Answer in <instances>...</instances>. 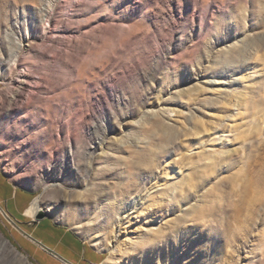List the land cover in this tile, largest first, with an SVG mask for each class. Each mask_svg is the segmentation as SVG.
<instances>
[{
    "label": "rangeland",
    "instance_id": "1",
    "mask_svg": "<svg viewBox=\"0 0 264 264\" xmlns=\"http://www.w3.org/2000/svg\"><path fill=\"white\" fill-rule=\"evenodd\" d=\"M0 233L30 264H264V0H0Z\"/></svg>",
    "mask_w": 264,
    "mask_h": 264
},
{
    "label": "bare ground",
    "instance_id": "2",
    "mask_svg": "<svg viewBox=\"0 0 264 264\" xmlns=\"http://www.w3.org/2000/svg\"><path fill=\"white\" fill-rule=\"evenodd\" d=\"M15 40H17V42H19V45L22 43V39H20V38L15 39ZM11 45L15 49L14 56L17 57L19 52H20V48H18V46L16 47V45L14 44V40H12ZM105 48H107V45L105 43H103L102 48L95 53V56L99 57L101 55V51ZM86 66H87V64L85 62L79 68L76 69V73H77L78 78H81V76L83 75V72L85 71ZM79 80H81V79H79ZM70 86H72V85H70ZM72 88H73V86H72ZM64 97H65V95H64ZM29 105L30 104H27V106L24 107V109H23L24 112L27 111V109L29 108ZM49 133H50V131H49ZM38 211H40L39 198H35L32 201V203L30 204V206L26 209L25 214L28 217H33ZM38 214H39V212L36 215H38ZM12 234H13V232H12ZM109 250H110L111 256H114V255L117 256V252H118L119 253L118 256H120V258H118L119 260H122L123 256H125L124 247L120 242L116 241L114 243V245L112 244L110 246ZM5 257H7L8 260H5ZM2 262H5V264H18V263L30 264L27 257H25L24 255L19 253L0 233V264ZM118 263H119V261L117 262V264Z\"/></svg>",
    "mask_w": 264,
    "mask_h": 264
},
{
    "label": "crops",
    "instance_id": "3",
    "mask_svg": "<svg viewBox=\"0 0 264 264\" xmlns=\"http://www.w3.org/2000/svg\"><path fill=\"white\" fill-rule=\"evenodd\" d=\"M33 201V200H32ZM31 201V202H32ZM30 202V203H31ZM29 203V204H30ZM29 204H28V206H29ZM27 206V207H28ZM27 207H25V208H23L22 209V211H23V213H22V215H24L25 217H28L26 214H25V211H26V209H27ZM28 218H31V217H28ZM52 234H54V233H52ZM60 236H61V238H62V240L63 239H69L70 240V242H71V244H72V246H74V247H77L78 249H80V246H79V244L75 241V240H73V238H72V235L70 234V233H68V232H66V231H64V232H62L61 234H60ZM31 237V236H30ZM38 244H39V247H37L33 242H30L31 244H33V245H35V255H37V254H41L42 252H44V253H48V257L51 259V261L52 260H54V261H56L55 260V256H57V257H59L61 260H63V261H65V262H67L68 264H77L75 261H73V260H71V259H69L67 256H65V258L63 257H60V256H58V253L60 252L59 250H58V246H59V244H55V246H52V245H49V244H46V242H45V240L44 239H42V238H33ZM68 240V241H69ZM29 244V243H28ZM58 252V253H57ZM60 254V253H59ZM34 255V254H33ZM53 255H55V256H53ZM53 257H55V258H53ZM67 260H69V261H67ZM64 264V263H63Z\"/></svg>",
    "mask_w": 264,
    "mask_h": 264
},
{
    "label": "water",
    "instance_id": "4",
    "mask_svg": "<svg viewBox=\"0 0 264 264\" xmlns=\"http://www.w3.org/2000/svg\"><path fill=\"white\" fill-rule=\"evenodd\" d=\"M42 218V216H40V218L39 219H41Z\"/></svg>",
    "mask_w": 264,
    "mask_h": 264
}]
</instances>
